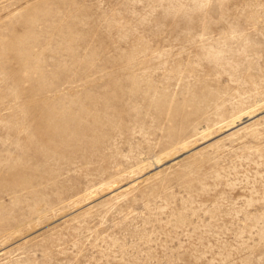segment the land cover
Wrapping results in <instances>:
<instances>
[{
	"label": "rangeland",
	"instance_id": "374dc122",
	"mask_svg": "<svg viewBox=\"0 0 264 264\" xmlns=\"http://www.w3.org/2000/svg\"><path fill=\"white\" fill-rule=\"evenodd\" d=\"M0 264H264V0H0Z\"/></svg>",
	"mask_w": 264,
	"mask_h": 264
},
{
	"label": "bare ground",
	"instance_id": "6f19581e",
	"mask_svg": "<svg viewBox=\"0 0 264 264\" xmlns=\"http://www.w3.org/2000/svg\"><path fill=\"white\" fill-rule=\"evenodd\" d=\"M239 118H241V117H239Z\"/></svg>",
	"mask_w": 264,
	"mask_h": 264
}]
</instances>
